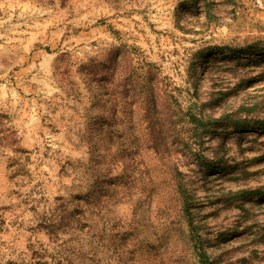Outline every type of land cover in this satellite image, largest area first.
<instances>
[{
	"label": "rangeland",
	"instance_id": "obj_1",
	"mask_svg": "<svg viewBox=\"0 0 264 264\" xmlns=\"http://www.w3.org/2000/svg\"><path fill=\"white\" fill-rule=\"evenodd\" d=\"M68 248L264 264V0H0V264Z\"/></svg>",
	"mask_w": 264,
	"mask_h": 264
},
{
	"label": "trees",
	"instance_id": "obj_2",
	"mask_svg": "<svg viewBox=\"0 0 264 264\" xmlns=\"http://www.w3.org/2000/svg\"><path fill=\"white\" fill-rule=\"evenodd\" d=\"M254 110L253 106H249L245 108L246 112ZM238 120H234V122H237ZM254 127V126H252ZM186 203V200H184V204ZM73 219L66 217V224H65V217L57 223L53 224L52 227H56L57 225L61 228H67L71 224ZM66 225V226H65ZM59 228L56 227L55 231ZM89 254V253H88ZM86 255V254H85ZM86 257V258H84ZM62 260L66 262V264H99V261L95 258V254L91 253L90 257L87 258V256L82 255V250H73L71 248L66 249V255L62 257Z\"/></svg>",
	"mask_w": 264,
	"mask_h": 264
}]
</instances>
